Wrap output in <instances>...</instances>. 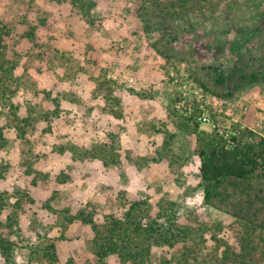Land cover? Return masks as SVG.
<instances>
[{"label": "trees", "instance_id": "trees-1", "mask_svg": "<svg viewBox=\"0 0 264 264\" xmlns=\"http://www.w3.org/2000/svg\"><path fill=\"white\" fill-rule=\"evenodd\" d=\"M38 1L0 0L3 16L0 18V264L16 263L17 254L25 248L29 250V259L38 258L42 264H264V135L261 130L235 121L226 131L221 129L214 113L213 128L205 129L198 119L202 113L199 103L194 102V112L186 114L177 106L175 98L167 114L174 131H169L168 122H163L164 130L154 122H147L151 131L164 134L163 148L156 149L157 155L153 157H139L135 151L125 148L121 133L115 129L106 128L100 140L86 136L81 144L64 139V134H57L55 126L58 128L75 117L95 119L96 111L107 116L113 122L108 123L111 125L128 121L130 115L125 109L123 94L130 89L112 76L110 64L95 60L94 65L99 66L96 70L76 63L77 59L74 61L67 51L53 44L54 40L58 41L53 35H48L42 46L36 33L46 21L36 9ZM224 1L139 0L136 12L145 33L159 35L153 47L168 63L176 67V63L186 62L189 77L206 92L234 99L249 86L264 83V59L247 67L239 61L228 68L223 64L206 66L200 64L194 52L173 45L180 37L183 21L207 12L216 13ZM48 2H68L86 22L96 24V0ZM259 20L261 26L255 32L261 33L264 10ZM190 26L195 28L194 23ZM239 37L235 38L232 54L239 47ZM40 75L47 78L46 86H41ZM79 76L96 82L92 96L87 99L66 88V83L80 84ZM176 131L194 138L193 161L199 162L198 185L204 204L232 219L229 224L219 226L212 242L203 236L206 232L202 215L187 216L189 223L177 213L176 207L164 208L166 213H153L148 199L128 191L122 182L117 197L108 194L105 202H100L98 187L92 185L86 203L76 209L64 206L68 215L55 219L46 229L38 218L31 219L28 227L38 228L36 242L20 237L23 200L27 196L31 202L35 201L27 190L44 182L46 188L39 191V198L43 207L52 209L50 202L60 204L62 195L73 196V191L89 186L96 177L115 178L117 174L122 177L135 159V162L142 160L137 163L140 169L148 159L159 162L166 158L173 166L178 162L172 153ZM48 133L55 134L56 139L46 146L40 142ZM17 146L22 156L12 157L10 152L13 148L17 150ZM67 151L73 154V160L90 164L87 174L70 179L65 168L59 169L60 174L55 178L43 172L47 163L57 164ZM185 160L186 157L178 163L183 166ZM20 168L24 169V184L29 189L20 185L15 191L3 188L9 174ZM47 192L49 195L44 199ZM12 197H17V201L12 202ZM192 221H195L193 225ZM75 225L81 234L77 229L74 234ZM51 233L55 235L51 237ZM39 241L43 243L38 244ZM78 241L83 251L77 249ZM71 242L70 254L65 258L64 246ZM165 245L180 246L178 261L175 255L167 256ZM81 252H85L82 258L85 261L77 263L74 256H82Z\"/></svg>", "mask_w": 264, "mask_h": 264}, {"label": "rangeland", "instance_id": "rangeland-1", "mask_svg": "<svg viewBox=\"0 0 264 264\" xmlns=\"http://www.w3.org/2000/svg\"><path fill=\"white\" fill-rule=\"evenodd\" d=\"M48 1L39 0L36 4L37 11L46 21V24L40 25L36 33L37 39H41L40 44L43 46L48 35H53L52 38L58 39V41L54 40L53 44L67 51L74 61L77 59L76 63L80 62L84 67H95L96 70H99V66L94 65L95 60L102 64H110L112 76L130 89V92L123 94L125 109L130 117L128 121L120 122L121 127L118 123L108 124L113 122L96 111L95 119L89 116L82 117L83 119L75 117L66 124H60L58 128L55 126V130L58 129L57 134H64V139L81 144L86 136L100 140L104 138L103 131L106 128L115 129L121 133L125 148L135 151L140 155L139 157H153L157 155L156 149L163 148L164 134L151 131L147 122L156 123L162 130H164L163 122H168L169 131H174L175 127L167 114L171 101L175 98L178 99L177 106L186 114L194 112V102L199 103L202 112L205 110L201 105H204L211 116V123H202L205 129L213 128L212 113H214L221 128L240 121L243 126L260 129L261 134L264 135V83L249 86L234 99H223L206 92L201 85L189 77L186 62H178L174 67L155 50L153 43L159 39V35L145 33L143 23L136 12L139 0H96L98 6L95 11V25L86 22L68 2L58 4ZM1 10L2 8H0V18L3 17ZM263 10L264 0H225L218 12H207L200 17L192 16L187 22L183 21L179 30L180 37L173 42V45L178 49L194 52L201 65L223 64L228 68L237 61L246 67L248 64H256L261 58L264 59V29H262L264 27L261 28L263 30L261 33L255 32L256 27L261 26L259 16ZM192 23L195 28L190 26ZM236 37L241 41L236 54H232L231 48ZM72 65L75 66L74 63ZM40 80L42 87L48 84L44 75H40ZM78 81L80 84L76 85L66 83V88L84 99L91 97L96 82L84 80V76H79ZM22 100L23 95L19 98L20 102ZM55 139V134L48 133L41 138L40 143L48 146ZM193 143L192 136L176 131L172 153L175 154L178 162L186 157L183 166L178 162L170 166V160L166 158L159 162L148 159L149 161H145V165L140 169L137 163H141L142 160L135 162V159L126 167L122 177L119 174L115 178H108L105 175L96 177L89 186L81 188L79 192L73 191V196L62 195L60 204L50 202L54 207L52 209L43 207L44 204L40 201L39 191L46 188L44 182H41L38 187L26 192L35 201L31 202L27 196L23 200V210H20L23 228L20 237L36 242L38 228L28 227L31 219L38 218L46 229L49 224L55 223V219L68 215L63 210L64 206L68 205L76 209L81 203H86L90 198L92 185H97L96 190L102 199L100 202H105L108 194L113 195V198L117 197L120 187L125 184L128 191L148 199L153 213L157 211L166 213L165 209L176 207L177 213L189 223L187 216L202 215L205 222L203 229L206 233L203 235L201 231V234L212 242V235L214 233L218 235L219 226L229 224L232 219L225 213L204 204L203 192L198 185L199 162L193 161ZM16 149L11 150L12 157L22 156V150L18 146ZM43 151L45 149H42ZM72 155L67 151L61 161L56 162L57 164L47 163L43 167V172L50 173L51 178H55L56 174H60L59 169L65 168L67 174L71 175L70 179H80L88 173L91 166L83 160H73ZM25 176L24 169L20 168V171L9 174L2 187L15 191V187L20 185L27 189L28 186L24 184ZM47 195L49 192L45 194L44 199L48 197ZM11 201L16 202L17 197H12ZM110 203L111 201L108 204ZM163 218L165 219L164 216ZM194 223L195 221H192L191 224ZM77 227L74 226V234ZM77 232L79 234L81 230L77 229ZM54 235L55 233H51V237ZM43 241H39L38 244ZM193 241L192 239L190 243ZM71 245L73 242L64 246L65 258L70 254ZM76 246L83 251L80 241ZM164 247L168 257L175 255L176 261L179 260L180 246L169 248L165 245ZM28 251L25 248L22 253L19 252L15 258L16 263L5 264H42L38 258L29 259ZM81 253L82 256L80 254L74 256L77 263L85 261L82 259L85 252ZM85 257L87 258L88 254Z\"/></svg>", "mask_w": 264, "mask_h": 264}, {"label": "built area", "instance_id": "built-area-1", "mask_svg": "<svg viewBox=\"0 0 264 264\" xmlns=\"http://www.w3.org/2000/svg\"><path fill=\"white\" fill-rule=\"evenodd\" d=\"M201 106L204 108L205 111L199 114L198 119L201 121V123H211V117L209 113L206 111V108L204 107V105H201ZM231 126L228 125L225 128H221V129H226V131H228L231 128Z\"/></svg>", "mask_w": 264, "mask_h": 264}]
</instances>
